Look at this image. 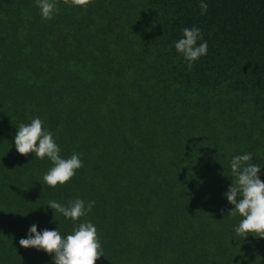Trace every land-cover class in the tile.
Instances as JSON below:
<instances>
[{"label": "trees", "instance_id": "obj_1", "mask_svg": "<svg viewBox=\"0 0 264 264\" xmlns=\"http://www.w3.org/2000/svg\"><path fill=\"white\" fill-rule=\"evenodd\" d=\"M206 2L55 0L45 20L36 0H0V264H55L19 240L87 221L96 264H264L224 195L236 155L264 181V0ZM193 26L208 51L189 70L175 43ZM36 117L83 162L62 186L44 183L47 157L16 150ZM77 198L95 205L75 222L48 206Z\"/></svg>", "mask_w": 264, "mask_h": 264}, {"label": "clouds", "instance_id": "obj_2", "mask_svg": "<svg viewBox=\"0 0 264 264\" xmlns=\"http://www.w3.org/2000/svg\"><path fill=\"white\" fill-rule=\"evenodd\" d=\"M69 6L87 7L92 0H63ZM41 10V16L45 20L53 18L58 11L55 0H36ZM201 14L208 9L206 0H200ZM183 38L175 43V48L187 61L189 70L194 63L207 54V41L203 40L201 30L193 26L182 29ZM199 41H203L198 43ZM43 121L36 117L31 123H21L15 135V146L19 154L27 156L35 153V157L44 159L47 157L53 167L43 176V181L48 186L55 188L64 185L75 175L76 171L83 167V162L78 153H73L70 158H62L61 149L55 142L50 131L43 128ZM253 155L246 153L236 155L230 162L232 183L224 193L227 200L234 207L229 211L233 217L239 215L242 219L235 228V233L240 237L252 234L258 238H264V181L258 175L261 166L252 162ZM234 177V178H233ZM95 205V201H89L87 206L82 199L69 201L67 206L56 201H49L54 212L61 213L65 218L78 221L86 216ZM19 244L25 248L44 250L48 254H54L55 264H96V261L105 256L101 246L97 229L90 222L79 223L74 227L72 234L62 237L58 229L37 230V225L32 224L28 229L27 238H21Z\"/></svg>", "mask_w": 264, "mask_h": 264}]
</instances>
